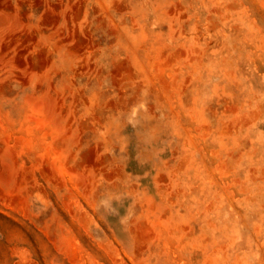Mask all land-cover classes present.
<instances>
[{"label":"rangeland","instance_id":"1","mask_svg":"<svg viewBox=\"0 0 264 264\" xmlns=\"http://www.w3.org/2000/svg\"><path fill=\"white\" fill-rule=\"evenodd\" d=\"M0 264H264V0H0Z\"/></svg>","mask_w":264,"mask_h":264}]
</instances>
